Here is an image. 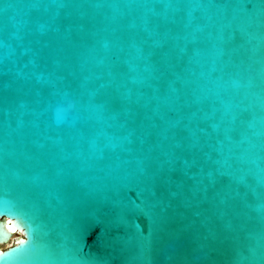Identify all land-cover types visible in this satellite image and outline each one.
Here are the masks:
<instances>
[{
  "label": "water",
  "instance_id": "95a60500",
  "mask_svg": "<svg viewBox=\"0 0 264 264\" xmlns=\"http://www.w3.org/2000/svg\"><path fill=\"white\" fill-rule=\"evenodd\" d=\"M6 197L32 264H264V0H0Z\"/></svg>",
  "mask_w": 264,
  "mask_h": 264
},
{
  "label": "snow or ice",
  "instance_id": "6c2138e0",
  "mask_svg": "<svg viewBox=\"0 0 264 264\" xmlns=\"http://www.w3.org/2000/svg\"><path fill=\"white\" fill-rule=\"evenodd\" d=\"M221 181L231 180L232 184L240 183L243 186V181L232 180L231 177H220ZM7 198V197H6ZM235 193L229 189H225L219 194L218 203L227 209L230 202H234ZM0 213L3 214H13L18 216L21 220L28 224V235L26 237V242L20 241L18 246L14 247L7 255L0 257V264H32L37 258V254L41 251V246L39 245L36 237V226L35 221L31 214L25 210L21 202L15 198H5L0 199ZM6 233L0 230V239L5 237ZM208 243H211V237ZM149 256V250L145 251V257ZM235 259V258H234Z\"/></svg>",
  "mask_w": 264,
  "mask_h": 264
}]
</instances>
